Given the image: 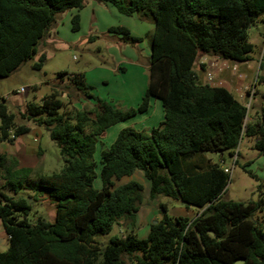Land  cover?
Here are the masks:
<instances>
[{
	"label": "trees",
	"instance_id": "trees-1",
	"mask_svg": "<svg viewBox=\"0 0 264 264\" xmlns=\"http://www.w3.org/2000/svg\"><path fill=\"white\" fill-rule=\"evenodd\" d=\"M104 2L126 16L153 17L147 89L138 107L124 110L95 96L84 74L78 73L70 75V83L92 101L90 109L64 112L58 91L39 104L26 103L18 114L1 100L0 145L13 144L32 126L45 127L60 150L63 167L52 175H38L20 168L16 158L0 154V222L9 243L0 253V264H264V226L255 218L264 213L263 194L257 202L222 199L230 181L224 170L227 157L235 156L242 141L252 140L253 149L264 155V114L249 118L242 101L224 87L203 83L196 70L203 56L251 61L255 48L249 30L264 14V0ZM85 5L86 0H0V81L38 56L60 14ZM72 23L78 30L80 16ZM110 32L132 45L142 41L124 27ZM45 61L42 54L33 68L41 70ZM199 69L206 71V66L200 64ZM260 80L264 83V76ZM154 99L164 111L159 126L142 132L123 129L95 161L108 129L146 114ZM210 153L219 155L220 162L209 159ZM136 171L150 183V199L165 197L195 208L198 215L172 217L164 206L165 214L151 225L146 239L130 232L104 243L102 237L115 224L135 222L144 186L130 181L116 187L115 182ZM98 178L101 189L94 186ZM23 190L33 195L18 197ZM43 196L54 204V220H30L32 204Z\"/></svg>",
	"mask_w": 264,
	"mask_h": 264
},
{
	"label": "rangeland",
	"instance_id": "rangeland-1",
	"mask_svg": "<svg viewBox=\"0 0 264 264\" xmlns=\"http://www.w3.org/2000/svg\"><path fill=\"white\" fill-rule=\"evenodd\" d=\"M113 12L116 15H122L116 7L108 3L105 5V2L100 3L98 0H86L83 22L80 21V28L76 31L73 29L72 19L67 24H60L59 38L61 42L45 44V47L41 46L40 49L45 51L46 56V61L41 70L33 68L34 64L38 62V59H33L24 64L11 77L0 81V102L2 99H6L10 110L18 114L22 112L21 107H24L26 103L39 104L44 98L58 91L60 99L64 102V112L73 114L75 110L90 109L91 105H94L92 101H88L82 94L78 93L69 79L72 74L84 73L88 75V84L93 88L92 93L101 100L124 110L138 107L143 98V88L147 87L149 79V73L144 64L151 56V41L149 40L151 34H146L149 38L147 45L141 44L137 50L136 44L124 42L123 35L110 32L109 22L117 28L120 26V19H122V17L115 18ZM142 16L144 17H141L140 23L144 25L143 31L147 32L149 23L153 26L154 20L150 14ZM108 35L112 38H108ZM91 36L96 38L90 41ZM116 38H120V40ZM74 40H77L75 44L72 43ZM249 41L255 48L251 61L236 63L206 56L208 69L200 71L201 69H198L200 65H197L196 70L202 82L204 79L207 82V77L212 75L213 81L209 84L213 87H224L230 91L249 108V118H252L258 114L259 116L264 114V83L260 80L264 76V69L260 70L264 54V14L256 23V27L249 30ZM122 44L128 45L129 49L131 48L130 51L134 47V54L138 58L141 57L139 60L141 64L138 67L124 66L127 73L122 70L115 72L116 67L113 58L116 57L118 61L123 59L122 53L125 52ZM101 56H105L108 61L105 60L106 62H104ZM62 72L67 74L63 80H60L58 74ZM227 73L230 74V80L223 78ZM236 84L238 87L233 88L232 86ZM22 88L28 89L27 95L26 91L15 95V92H20ZM128 93L137 99V104H134V97L129 98ZM157 113L158 111L153 105L149 114L138 115L128 122L110 128L97 146L95 161L99 162L102 149L109 148L123 129L132 127L142 132L158 127L164 116L160 110L161 116H158ZM247 121H249L248 118ZM23 122L18 117L17 123L22 124ZM38 133L41 148L45 155L44 163L37 171L38 175L58 173L63 167L60 150L51 141L45 127H38ZM31 136L28 135L30 138ZM237 155L238 164L234 168L232 160L226 156V165L230 169L233 168V171L231 170L230 181L222 199L238 203L257 202L261 194L264 196V155H260L258 151L254 150L253 141L247 139H244L240 144ZM208 156L215 162H220V158L215 154H208ZM248 163L251 164L245 167ZM32 179V181H38L36 177ZM128 180L129 178H124L116 181L115 185L118 187L127 183ZM101 185V180L98 178L94 186L96 189H101ZM28 195H33V192L23 190L18 197H27ZM162 198L169 203V214H173L175 210L172 207L176 206L177 203L171 199ZM32 208L30 220L34 221L42 217L48 221H53L55 218L54 204L46 196L39 198L38 202L32 204ZM255 218L264 226V213H258ZM120 229L121 227L115 224L111 233L102 237V241L107 243L111 237L121 236ZM6 237L0 222V253L6 252L9 248L8 242L6 244L1 242V239Z\"/></svg>",
	"mask_w": 264,
	"mask_h": 264
},
{
	"label": "crops",
	"instance_id": "crops-1",
	"mask_svg": "<svg viewBox=\"0 0 264 264\" xmlns=\"http://www.w3.org/2000/svg\"><path fill=\"white\" fill-rule=\"evenodd\" d=\"M98 2L101 3V2H104V0H98ZM105 5H106V2H105ZM84 10H85V7L82 10H80V11L71 10V11H67V12H65L63 14H60L58 16V18H57L56 23L53 25V28L46 35V37H45L46 42H44L45 39L41 42V44L39 46L38 56L35 59H38L45 52L44 50L40 49L41 46L45 47V44L50 45V44H54L56 42H61L60 38H59L60 37V28H59L60 24L64 25V24L69 23V20H71L75 15H79L80 16V21L83 22V12H84ZM118 15H116L115 12H113V16L115 18L116 17H122V19H120L121 21H120V24H119L120 26L119 27L127 28L130 31L131 36H133L135 38L142 39L141 42L136 44V49L139 50L141 44L147 45V43H148L147 39H149L147 36L150 35L153 32L154 25L152 26L151 23H149V25L147 27L148 28L147 32H149V33H147L146 31H143L144 30V25H142L140 23L141 17H144V16L139 15V14H135V15H132V16H126V15H123V14L122 15L118 14ZM108 22H109V20H108ZM109 24H110V26H109L110 29L115 27L110 22H109ZM146 34H148V35H146ZM95 38L96 37L91 36L89 38V40L93 41ZM108 38L111 39L112 36L108 35ZM116 39L120 40V38H116ZM149 40L151 41V39H149ZM76 42H77V40L72 41L73 44H75ZM122 45L124 46L123 49H124V52H125V53H122L123 54V59L121 61H118L116 59V57L113 58L114 59V65L116 67L115 68V72H119V71L122 70L124 73H127V69H126V67L124 68V66H135V67H138L141 64V62H139V60H141L140 59L141 57L138 58V56H136V54H134V52H133V48L134 47L130 51L131 48L129 49L128 45H125V44H122ZM101 58L103 59L104 62L108 61L105 56H101ZM205 58H206V56H205ZM205 58H204V56L200 57L199 61L196 64V67H197V65H200L201 63H203ZM144 65H145V68L148 70L149 67H150V59L148 61H146V64H144ZM84 76H85L86 84L88 86H90L88 84V79H87L88 75L84 74ZM223 78L225 80L226 79L227 80L231 79L230 74H228V73L225 74L223 76ZM203 83H206L205 79H204ZM237 84L233 85L232 87L233 88L238 87ZM147 86H148V84H147ZM146 89H147V87L143 88L144 94H145ZM237 89H239V88H237ZM25 90H26L25 93L27 95L28 89H25ZM19 93L20 92L17 91V92H15V95H17ZM144 94H143V96H144ZM131 95H132L131 93H128V96H129L130 99H132L134 97V96L131 97ZM134 102H135L134 104H137V102H138L137 99H135V97H134ZM153 105H155L156 110L158 111L157 115L161 116V113H159V110H160L162 112V116H164L162 103H161V101L156 100V99L152 100L151 108L149 109V111L146 114H143V116L149 114V112L151 111ZM21 108H22V110H21L22 112L25 111V106L21 107ZM154 128H156V127H154ZM148 130H151V129H148ZM28 135L29 136L32 135L31 138L28 137ZM28 135L25 136V137L17 139L13 144H9V143L1 144L0 145V154H7L10 157L16 158V160L19 163V167L20 168H29V169H33L35 171H39L40 167L44 163L45 155H44V152H43V150L41 148V142H40V139H39L38 127L37 126H32V130H31V132ZM247 140H249V139H247ZM53 144L55 145L54 142H53ZM210 154H212V153H210ZM215 155L219 157V155H217V154H215ZM207 157L209 159H211L214 163H217L211 157H209V156H207ZM128 178H129V180L127 181V183L130 182V181H137V182L141 183L144 186V189H145L144 194H145V196H144L142 204L140 205V208H139L138 212L136 213L134 224L131 225L130 223H127V222H125V223L120 222V225H119L121 227L120 234H121L122 237H124L128 233L134 232L138 236V238L146 239L148 237L149 233H150L151 225H153L156 222L160 221L161 218L163 217V215L165 214L164 206H165V208H167V212L169 214V210H170L169 209V203L164 201L162 197H158V198L153 199V200L150 199V197H149V194H150V183L146 180L143 172L136 171L131 177H128ZM175 203H177L176 206L172 207V209H174L175 212L173 214H169L170 216H172V217H188L190 219H193V218H195L197 216V210L196 209H194L192 207L188 209L186 206H184L183 204H181L179 202H175ZM7 239H8V237L1 239L2 240L1 241L2 244H6L7 243Z\"/></svg>",
	"mask_w": 264,
	"mask_h": 264
},
{
	"label": "built area",
	"instance_id": "built-area-1",
	"mask_svg": "<svg viewBox=\"0 0 264 264\" xmlns=\"http://www.w3.org/2000/svg\"><path fill=\"white\" fill-rule=\"evenodd\" d=\"M204 58H205V56H204ZM201 64H204L205 66H206V69H208V64H207V62H206V58L204 59V61H203V63H201ZM236 69V68H235ZM213 81V77H212V75H209L208 77H207V83H209V82H212ZM26 90H24L23 88L21 89V91H20V93H24ZM237 154H238V149H237V151H236V154H235V156L231 159L232 160V163H233V168L235 167V162H236V160H237ZM233 168L232 169H230L229 167H225L224 168V170H225V172L226 173H228V174H230L231 175V170L233 171Z\"/></svg>",
	"mask_w": 264,
	"mask_h": 264
},
{
	"label": "water",
	"instance_id": "water-1",
	"mask_svg": "<svg viewBox=\"0 0 264 264\" xmlns=\"http://www.w3.org/2000/svg\"><path fill=\"white\" fill-rule=\"evenodd\" d=\"M210 235H211L212 237H215V234H214L213 232H211ZM243 263H244L243 261H239V262H237L236 264H243Z\"/></svg>",
	"mask_w": 264,
	"mask_h": 264
}]
</instances>
